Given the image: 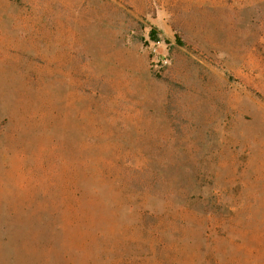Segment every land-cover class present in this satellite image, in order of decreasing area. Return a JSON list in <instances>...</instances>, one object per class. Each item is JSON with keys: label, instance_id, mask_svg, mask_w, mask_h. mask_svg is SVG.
<instances>
[{"label": "rangeland", "instance_id": "374dc122", "mask_svg": "<svg viewBox=\"0 0 264 264\" xmlns=\"http://www.w3.org/2000/svg\"><path fill=\"white\" fill-rule=\"evenodd\" d=\"M0 264H264V0H0Z\"/></svg>", "mask_w": 264, "mask_h": 264}, {"label": "built area", "instance_id": "2783aa9c", "mask_svg": "<svg viewBox=\"0 0 264 264\" xmlns=\"http://www.w3.org/2000/svg\"><path fill=\"white\" fill-rule=\"evenodd\" d=\"M148 46L151 55L152 68L157 72L166 68L169 65V60L166 58V56L161 54V43L159 40L150 41Z\"/></svg>", "mask_w": 264, "mask_h": 264}, {"label": "trees", "instance_id": "16d2710c", "mask_svg": "<svg viewBox=\"0 0 264 264\" xmlns=\"http://www.w3.org/2000/svg\"><path fill=\"white\" fill-rule=\"evenodd\" d=\"M150 37H151L152 40H156V39H157V38L155 37L154 32H151V36H150Z\"/></svg>", "mask_w": 264, "mask_h": 264}]
</instances>
